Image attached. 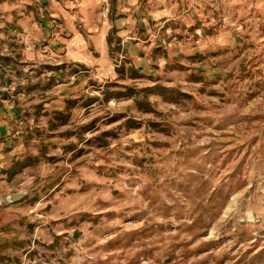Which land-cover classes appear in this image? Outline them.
I'll use <instances>...</instances> for the list:
<instances>
[{
	"label": "rangeland",
	"instance_id": "374dc122",
	"mask_svg": "<svg viewBox=\"0 0 264 264\" xmlns=\"http://www.w3.org/2000/svg\"><path fill=\"white\" fill-rule=\"evenodd\" d=\"M161 2L101 65L0 0V264H264V0Z\"/></svg>",
	"mask_w": 264,
	"mask_h": 264
},
{
	"label": "crops",
	"instance_id": "0c3cea01",
	"mask_svg": "<svg viewBox=\"0 0 264 264\" xmlns=\"http://www.w3.org/2000/svg\"><path fill=\"white\" fill-rule=\"evenodd\" d=\"M20 2L21 6L26 8L21 20L28 27L29 17L26 16L32 15L31 24H35L37 41L43 44L49 55L54 52L63 55L84 54L93 56V62L95 60V64L101 65L107 61L105 55L113 53V49L116 48L119 49V55H124V52L144 54L143 58H139L146 59L148 57L146 51L139 53L137 49L141 46L139 43H146L144 50L150 51L157 39L155 38L157 31L162 28L170 13L164 9L165 5L162 2L154 10L155 0H20ZM33 9L36 10L35 18ZM34 28L30 30L29 27L28 34H34L31 33ZM152 36L155 40L151 39ZM88 63L92 62H80V65L87 69Z\"/></svg>",
	"mask_w": 264,
	"mask_h": 264
},
{
	"label": "water",
	"instance_id": "95a60500",
	"mask_svg": "<svg viewBox=\"0 0 264 264\" xmlns=\"http://www.w3.org/2000/svg\"><path fill=\"white\" fill-rule=\"evenodd\" d=\"M20 197L19 196H17V195H15V196H10L9 197V200H17V199H19Z\"/></svg>",
	"mask_w": 264,
	"mask_h": 264
},
{
	"label": "trees",
	"instance_id": "16d2710c",
	"mask_svg": "<svg viewBox=\"0 0 264 264\" xmlns=\"http://www.w3.org/2000/svg\"><path fill=\"white\" fill-rule=\"evenodd\" d=\"M63 56V54H61ZM89 105H92V104H89Z\"/></svg>",
	"mask_w": 264,
	"mask_h": 264
}]
</instances>
